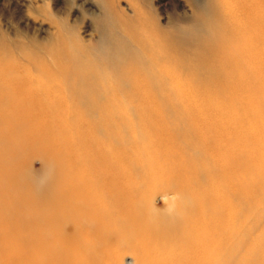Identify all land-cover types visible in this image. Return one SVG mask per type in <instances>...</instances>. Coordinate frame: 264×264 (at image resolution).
I'll return each mask as SVG.
<instances>
[{
	"label": "bare ground",
	"instance_id": "6f19581e",
	"mask_svg": "<svg viewBox=\"0 0 264 264\" xmlns=\"http://www.w3.org/2000/svg\"><path fill=\"white\" fill-rule=\"evenodd\" d=\"M207 2L0 60V264H264V0Z\"/></svg>",
	"mask_w": 264,
	"mask_h": 264
},
{
	"label": "rangeland",
	"instance_id": "374dc122",
	"mask_svg": "<svg viewBox=\"0 0 264 264\" xmlns=\"http://www.w3.org/2000/svg\"><path fill=\"white\" fill-rule=\"evenodd\" d=\"M109 1L113 3L116 10L121 9L127 15H131V5H135L145 15L150 16L149 13L153 11L152 14L163 26L170 24V26L181 25L183 27L188 26L194 16V9H202L208 3L207 0ZM102 14L103 9L99 0H0V60L10 59L21 62L22 53L16 46H22L25 51H29V48L34 46H51L59 29L69 33L71 40L74 32L85 46H90L97 40L95 21ZM74 115L73 111L61 112L62 120H69ZM67 123L73 124V121ZM47 124L60 125L63 123ZM27 125L35 129L38 123H27ZM5 126L6 123H0L1 129ZM71 126L73 128V125ZM68 132L72 134V131ZM38 161L37 158L28 156L25 162L29 163L32 170H38L41 166ZM25 162L21 164L24 165ZM20 177L22 178V175ZM4 187L6 185H0V188L4 189ZM163 202L161 194H156L154 204L161 206ZM263 223L264 220H261L260 224ZM130 258L131 254L127 252L123 260L130 261Z\"/></svg>",
	"mask_w": 264,
	"mask_h": 264
}]
</instances>
